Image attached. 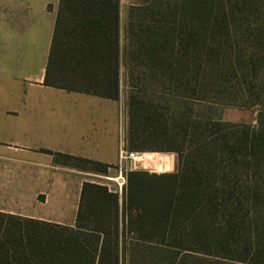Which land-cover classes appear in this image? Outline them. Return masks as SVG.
Returning a JSON list of instances; mask_svg holds the SVG:
<instances>
[{"label": "trees", "instance_id": "16d2710c", "mask_svg": "<svg viewBox=\"0 0 264 264\" xmlns=\"http://www.w3.org/2000/svg\"><path fill=\"white\" fill-rule=\"evenodd\" d=\"M138 8L130 6V19ZM119 37L120 0H59L43 85L118 100ZM261 115L259 131L239 133L230 165L245 166L255 159L257 146L264 148ZM166 123L151 103L130 97L127 151L174 153L175 171H129L121 193L104 183L83 182L73 226L0 213V264H133L145 253L264 264V242L257 235L262 223L249 194L229 182L228 158L211 148L223 138L198 141L190 135L180 141L162 131ZM150 137L159 138L147 141ZM47 153L56 164L83 172L106 176L111 168Z\"/></svg>", "mask_w": 264, "mask_h": 264}, {"label": "rangeland", "instance_id": "374dc122", "mask_svg": "<svg viewBox=\"0 0 264 264\" xmlns=\"http://www.w3.org/2000/svg\"><path fill=\"white\" fill-rule=\"evenodd\" d=\"M132 5L139 8L130 19ZM120 6L119 147L122 139V149L128 150L130 97L155 106L167 120L162 131L180 141L190 135L198 141L223 138L211 148L228 158L229 182L249 194L262 223L257 235L264 242V148L257 146L255 159L245 166L230 165L234 161L229 158L230 151L238 153L236 138L244 128L260 130V114L264 127V0H120ZM137 153L141 158L131 171L162 174L176 169L174 153ZM169 156L172 168L166 171ZM160 157L165 167L157 169L151 161ZM116 169L112 176L96 175L89 181L109 184L121 193L118 184H125L130 164L121 171L117 162ZM141 259L145 262L136 257L133 264H229L184 253H145Z\"/></svg>", "mask_w": 264, "mask_h": 264}, {"label": "crops", "instance_id": "0c3cea01", "mask_svg": "<svg viewBox=\"0 0 264 264\" xmlns=\"http://www.w3.org/2000/svg\"><path fill=\"white\" fill-rule=\"evenodd\" d=\"M58 5L0 0V213L73 226L82 183L97 174L56 164L47 151L107 164L114 175L120 104L43 85Z\"/></svg>", "mask_w": 264, "mask_h": 264}, {"label": "built area", "instance_id": "2783aa9c", "mask_svg": "<svg viewBox=\"0 0 264 264\" xmlns=\"http://www.w3.org/2000/svg\"><path fill=\"white\" fill-rule=\"evenodd\" d=\"M121 145L118 149V164L120 166V169L122 171L123 166L130 164V171L135 170L134 164L138 160V153L137 152H132V151H127L122 149V139L120 141ZM123 179V178H121ZM124 184V180H122L121 183H119V188H121Z\"/></svg>", "mask_w": 264, "mask_h": 264}, {"label": "bare ground", "instance_id": "6f19581e", "mask_svg": "<svg viewBox=\"0 0 264 264\" xmlns=\"http://www.w3.org/2000/svg\"><path fill=\"white\" fill-rule=\"evenodd\" d=\"M141 158V157H140ZM138 158V159H140ZM151 164L153 167L157 168V169H162L165 167V163H164V159L163 158H158V159H154L151 161Z\"/></svg>", "mask_w": 264, "mask_h": 264}]
</instances>
